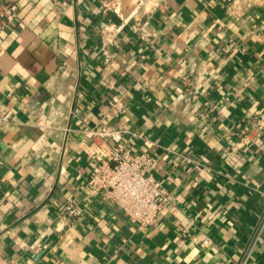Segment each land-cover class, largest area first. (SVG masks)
<instances>
[{
	"label": "crops",
	"instance_id": "0c3cea01",
	"mask_svg": "<svg viewBox=\"0 0 264 264\" xmlns=\"http://www.w3.org/2000/svg\"><path fill=\"white\" fill-rule=\"evenodd\" d=\"M8 3L0 264H239L264 223V0ZM99 125L143 135L125 136L133 152L144 137L165 147L151 173L170 196L152 225L90 187ZM70 203L83 215L64 216ZM250 264H264V230Z\"/></svg>",
	"mask_w": 264,
	"mask_h": 264
},
{
	"label": "built area",
	"instance_id": "2783aa9c",
	"mask_svg": "<svg viewBox=\"0 0 264 264\" xmlns=\"http://www.w3.org/2000/svg\"><path fill=\"white\" fill-rule=\"evenodd\" d=\"M0 16L8 24L18 21L19 7L16 3H8L0 8ZM105 43H112L113 38L103 35ZM5 48L0 43V57ZM106 60L112 56L108 51L104 52ZM13 117V111L7 110L1 117L0 123H7ZM86 136L91 139L88 151L97 160L90 177L89 185L94 190L105 189L106 199L124 210L131 223L140 227L152 225L161 213L162 207L169 199L170 191L163 187L162 183L151 173L158 165V155L152 151L154 148H165L159 141L144 137V144L150 150L133 152L125 144V136L129 135L133 141L137 137L143 138L136 132L127 129H112L105 125H99L86 131ZM193 162L190 157L182 159L173 158V165ZM254 189L261 192L258 187ZM67 217L83 215V209L75 203H70L62 210ZM191 219L185 227V231L194 225ZM264 223L255 234L254 240L244 254L239 264H250V259L258 244L263 241ZM212 239L206 237L205 243L210 244Z\"/></svg>",
	"mask_w": 264,
	"mask_h": 264
},
{
	"label": "rangeland",
	"instance_id": "374dc122",
	"mask_svg": "<svg viewBox=\"0 0 264 264\" xmlns=\"http://www.w3.org/2000/svg\"><path fill=\"white\" fill-rule=\"evenodd\" d=\"M147 0H120V6H119V9L120 11L122 12V10H125L126 7L129 5V4H135L137 6H139L141 4V2H146ZM110 2V1H109ZM118 9V10H119ZM126 18V16H124Z\"/></svg>",
	"mask_w": 264,
	"mask_h": 264
},
{
	"label": "bare ground",
	"instance_id": "6f19581e",
	"mask_svg": "<svg viewBox=\"0 0 264 264\" xmlns=\"http://www.w3.org/2000/svg\"><path fill=\"white\" fill-rule=\"evenodd\" d=\"M119 7V6H118Z\"/></svg>",
	"mask_w": 264,
	"mask_h": 264
}]
</instances>
